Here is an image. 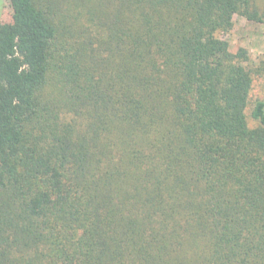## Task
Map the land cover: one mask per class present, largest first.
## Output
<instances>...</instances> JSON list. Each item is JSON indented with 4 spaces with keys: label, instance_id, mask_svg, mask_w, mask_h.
<instances>
[{
    "label": "trees",
    "instance_id": "trees-1",
    "mask_svg": "<svg viewBox=\"0 0 264 264\" xmlns=\"http://www.w3.org/2000/svg\"><path fill=\"white\" fill-rule=\"evenodd\" d=\"M8 1L0 264H264V0Z\"/></svg>",
    "mask_w": 264,
    "mask_h": 264
},
{
    "label": "rangeland",
    "instance_id": "rangeland-1",
    "mask_svg": "<svg viewBox=\"0 0 264 264\" xmlns=\"http://www.w3.org/2000/svg\"><path fill=\"white\" fill-rule=\"evenodd\" d=\"M12 10L8 0H0V30L11 22ZM221 39L229 43L232 53L241 50L249 56L248 67L263 66L264 63V23L252 22L235 15L229 25H225L220 31ZM257 100H264V75L253 76L252 88L246 109L247 125L253 129L258 123L251 119L250 112Z\"/></svg>",
    "mask_w": 264,
    "mask_h": 264
}]
</instances>
